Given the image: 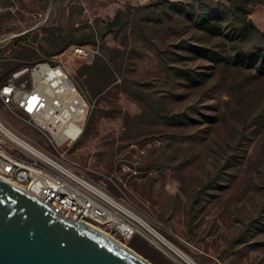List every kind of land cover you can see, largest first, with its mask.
I'll use <instances>...</instances> for the list:
<instances>
[{"label": "rangeland", "instance_id": "1", "mask_svg": "<svg viewBox=\"0 0 264 264\" xmlns=\"http://www.w3.org/2000/svg\"><path fill=\"white\" fill-rule=\"evenodd\" d=\"M202 1L246 11L264 31V0ZM198 2L1 0L0 83L39 59L62 63L90 106L67 149L76 170L197 264H264V73L197 50L233 57L264 46V35L237 42L204 29L193 16ZM75 43L97 51L77 57ZM185 69L199 73V85ZM0 119L51 151L1 100ZM123 242L153 264H190L140 234Z\"/></svg>", "mask_w": 264, "mask_h": 264}, {"label": "built area", "instance_id": "2", "mask_svg": "<svg viewBox=\"0 0 264 264\" xmlns=\"http://www.w3.org/2000/svg\"><path fill=\"white\" fill-rule=\"evenodd\" d=\"M72 50L85 59L97 51L78 43ZM0 100L39 130L52 148L44 149L0 119L1 177L66 217L104 229L123 241L140 234L161 250L171 249L142 213L71 165L67 149L81 136L90 106L62 63L39 59L13 70L0 83Z\"/></svg>", "mask_w": 264, "mask_h": 264}, {"label": "water", "instance_id": "3", "mask_svg": "<svg viewBox=\"0 0 264 264\" xmlns=\"http://www.w3.org/2000/svg\"><path fill=\"white\" fill-rule=\"evenodd\" d=\"M0 264H153L0 176Z\"/></svg>", "mask_w": 264, "mask_h": 264}, {"label": "trees", "instance_id": "4", "mask_svg": "<svg viewBox=\"0 0 264 264\" xmlns=\"http://www.w3.org/2000/svg\"><path fill=\"white\" fill-rule=\"evenodd\" d=\"M196 10L197 12H193V16L200 27L215 33L227 30L231 34L232 39L237 42L245 41L248 34L253 31L260 35H264V31H261L254 24L246 11H243V14L239 16L234 8H223L220 5L211 4L202 0H199ZM112 22L117 23L118 18H114ZM78 41L81 42L84 41V39ZM197 50L215 61H233L249 67H255L260 72L264 73V46H258L253 50H238L233 57L219 51L216 52L209 47H197ZM179 73L181 76L188 78L193 85L200 84L199 73L197 71L185 69L181 70Z\"/></svg>", "mask_w": 264, "mask_h": 264}, {"label": "bare ground", "instance_id": "5", "mask_svg": "<svg viewBox=\"0 0 264 264\" xmlns=\"http://www.w3.org/2000/svg\"><path fill=\"white\" fill-rule=\"evenodd\" d=\"M103 231H105L104 229H101ZM108 233V232H107ZM110 236H112L113 238H115L116 240H118L119 242H121L122 244H124L125 246L131 248L128 244H126L125 242H123V240H121L120 238L108 233ZM161 239L164 241L165 245L167 248H171L173 249L182 259H184L185 261H187L190 264H197L196 262H194L190 257H188L184 252H182L175 244H173L171 241H169L167 238H165L164 236L160 235ZM133 249V248H131ZM135 250V249H133Z\"/></svg>", "mask_w": 264, "mask_h": 264}]
</instances>
